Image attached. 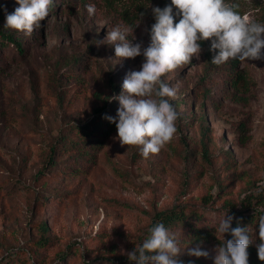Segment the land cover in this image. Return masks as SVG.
<instances>
[{"label":"rangeland","instance_id":"1","mask_svg":"<svg viewBox=\"0 0 264 264\" xmlns=\"http://www.w3.org/2000/svg\"><path fill=\"white\" fill-rule=\"evenodd\" d=\"M55 1L56 15L41 28L16 31L24 54L0 49V264H130L126 253L160 212L201 208L214 221L228 210L264 213V58L216 65L218 50L201 41L199 58L162 77L177 89L169 99L179 118L158 154L144 158L137 147L122 146L116 131L89 159L77 152L61 158L67 137L89 143L71 130L103 106L119 108L112 98L144 62L142 55L118 60L113 45L96 42L119 26L146 48L151 8L171 0ZM227 2L264 23V0ZM0 16L6 22L5 11ZM236 75L237 87L229 86ZM197 246L214 262L215 247L205 242L181 247L179 257Z\"/></svg>","mask_w":264,"mask_h":264},{"label":"clouds","instance_id":"2","mask_svg":"<svg viewBox=\"0 0 264 264\" xmlns=\"http://www.w3.org/2000/svg\"><path fill=\"white\" fill-rule=\"evenodd\" d=\"M18 7L12 13L5 9V28L30 35L49 15L53 0H16ZM227 0H171L164 8L152 7L155 22L150 29V44L142 48L126 37L128 29L114 27L97 45L114 46L118 60L143 56L140 70L126 74L122 92L112 99L119 101L116 117L106 116L115 124L122 146H135L144 158L158 154L177 132L179 113L169 98L175 99L177 89L170 87L162 77L186 64L201 53V41L210 40L211 50H218L212 63L221 65L229 59L257 60L264 58V23L249 15H242ZM173 8L176 9L175 16ZM94 15V4L86 5ZM143 16V13H142ZM176 17H179L178 22ZM107 42V43H106ZM229 211V210H228ZM228 211L219 221L216 232L223 242L216 246L214 264H249L248 249L255 244L258 259L264 262V215L256 228L259 243L253 241L247 227L232 228L234 217ZM142 243L127 252L133 264H183L176 234L162 223L148 229ZM230 233L232 239L225 240ZM187 248V247H186ZM187 255L208 257L199 246L187 248Z\"/></svg>","mask_w":264,"mask_h":264},{"label":"trees","instance_id":"3","mask_svg":"<svg viewBox=\"0 0 264 264\" xmlns=\"http://www.w3.org/2000/svg\"><path fill=\"white\" fill-rule=\"evenodd\" d=\"M15 3H17L16 0H0V12L5 11V9L7 10V12H11L10 7L13 5H17ZM58 4V2L53 0V4L50 8L49 13H53L54 11V15H56L55 11H57ZM3 20L4 19H2V17L0 16V49L11 46L15 47L18 53L24 54V37L16 32V30L5 28V22ZM39 27H42V22L40 23ZM236 77L237 78L235 80H233V77L230 78L229 86L237 87V79L239 78V76L236 75ZM243 86L244 84H241V87ZM117 110L118 108L111 109L108 106H103L102 108L94 112L93 118L90 121L73 128L71 130L73 135H76L80 140H89V143H82L80 141L73 142V137H67L66 140H64L66 144H64V146L61 148V158L73 152H77L79 155L87 157V159L93 157V153L98 151V148L100 149V146L104 145L106 141L116 133L115 124L109 122V120L105 117H116ZM94 140L96 141L92 142ZM58 149L59 148L55 147L51 151L48 161L49 164L55 163L54 161L56 158V154L59 153ZM77 167H80L81 169L84 168V166L73 165L74 169H76ZM80 173L82 174L83 172L81 171ZM40 176H42V173L39 174V177ZM43 182H46V180H43ZM200 210L202 209L193 208L188 210L187 208H174L168 211L160 212L153 218L150 227L154 226L157 223L164 224L166 228L176 234L180 247L194 242H205L208 244H212L216 248V246L223 242V237L220 236L218 232H216L219 221L212 220L211 215H208L207 210ZM227 214L234 217L231 225L232 228H235L237 226L247 227L248 233L252 237L253 241L259 243L255 230L257 228L259 216L264 215V213L257 209L256 211H232ZM207 219L210 220L207 222ZM43 227L45 230L48 229L46 225H43ZM148 234L149 233L147 232V235ZM224 239H232L230 233H226L224 235ZM47 242V240L43 241L44 245L47 244ZM248 252L249 264H264V262L258 259L255 244L249 247ZM65 257H63L62 259L64 260ZM179 260L183 261V264H214V262L209 260L208 258H197L189 255L179 257ZM97 262L85 260L83 264H121L120 262L109 260H102ZM130 264H133V262H130Z\"/></svg>","mask_w":264,"mask_h":264}]
</instances>
